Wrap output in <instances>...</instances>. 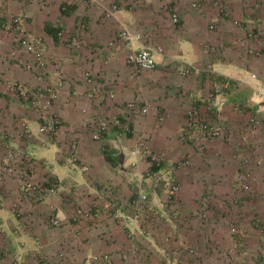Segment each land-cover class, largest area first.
<instances>
[{"label":"crops","instance_id":"0c3cea01","mask_svg":"<svg viewBox=\"0 0 264 264\" xmlns=\"http://www.w3.org/2000/svg\"><path fill=\"white\" fill-rule=\"evenodd\" d=\"M230 1V13L221 14L216 5L218 0H203V8L199 10L192 7V0H0V5L5 3L16 13L28 14L27 28L42 37L45 43L47 63L44 67L39 64L34 66L33 57L29 61L31 56L27 53L18 57L22 61V64L18 63L22 69L16 68L15 73L23 83V87L19 88L59 86L61 94L48 108L55 118L62 121L58 127H51L45 132L41 130L44 121H39L38 116L42 107V112L45 111L44 93L37 104L34 101L20 104L21 99L15 91L2 97V105L11 109L12 115L27 119L30 134L36 141L28 139L25 147L20 143L24 147L23 154L28 153L30 159L31 156L39 158L44 166V175L40 177L13 167L12 173L0 184L5 191L4 199H0V264H141V258H136L130 251H121L118 245H111L114 248L111 261L103 256L104 249L99 253L98 250L103 246L101 238L112 236L119 241L123 239L128 248L131 239L122 230L123 223H127L131 227L129 229L137 228L139 241L141 237H149L140 229L143 220L139 224L140 220L134 217L136 209L132 204L125 205L123 193L136 195L139 188H144L156 199L149 200L142 215L150 210V213L154 211L160 214L158 235L162 230L174 229L179 225L177 221H181L180 213L183 210L179 203H166L171 207L166 209L163 202H156L158 192L149 184L152 178H145L146 184L142 182V170L148 169L150 162L143 161L134 168L124 165L120 151H113V148L119 150L123 143L135 146L142 139L139 134H142L143 125L152 133V140L148 141L150 147L164 155L166 164L177 163L186 157L191 160L189 165L177 169L182 186L180 198L184 201L183 209L185 212L190 209L194 211L189 217L190 224L184 227L183 234L187 233L188 236L185 239L197 243L191 244V247L198 246L200 252L210 251L216 244L215 253L216 247L222 249L218 246L221 242L223 246H231L233 237L228 224L221 223L222 220L215 223L214 219L211 220L210 226H215L216 233L207 237L206 229L200 227L203 221H199L203 211H211L207 209L209 204L201 206L200 202L193 203L194 198L198 197H194L197 193L200 196L212 190L219 192L216 190L221 187H218L217 181L232 185L236 179L239 160L236 151L246 142V138L241 139L239 131L248 119L240 115L239 109L246 99L251 97L257 100L248 107L251 108L249 113L264 115V101L257 96L254 85L245 80L249 72H256L264 79V57L256 56L253 48L250 49L257 34H260L261 40L255 44V48L264 47V0H258V3L257 0ZM112 3L119 4L120 10L115 16L108 17L105 9ZM173 13L180 14L178 25L172 22ZM236 19L243 20V26L237 25L234 22ZM213 22L216 24L214 29L210 27ZM48 23L50 27L65 30L69 35L79 33L81 46L71 49L59 37L56 39L46 29ZM123 23L129 24L134 33L141 34L142 39L137 46L149 44L156 50L161 48L155 53L157 67L154 70L137 73L128 64L127 49L120 39ZM250 30L256 34L251 31L248 38ZM208 43L214 47L211 52H206L205 45ZM27 62L33 65L30 71L23 68ZM187 65L195 68L192 70L194 73L187 76L179 74L178 70ZM210 68L214 70L211 71L214 76L208 74ZM87 70L93 73L94 81L89 82L85 78ZM7 71L11 72L9 69ZM221 82L225 87L220 90L222 102L213 108L215 102L210 99V89ZM2 84L0 81V87ZM101 86L109 92L112 89L115 96H98L94 87ZM134 98L139 104L149 107L148 114L135 110L131 116L134 132L126 137L115 134V131L108 134L103 132L97 137L100 118L124 114L127 107L123 104ZM194 104L199 106L203 119L223 126L226 138L209 139L204 149L183 138L187 112ZM162 115L164 120H160ZM21 128L12 121L0 123L1 160L5 159L6 146H18L16 141L20 140L13 133L16 130L20 133ZM157 128L159 132L155 135ZM249 129L257 135L253 140L257 150L251 151V155L256 153L257 157L264 159V117L259 128ZM53 132L54 138L47 139L48 133ZM35 153L38 156L33 155ZM108 155L118 157V163H112ZM130 179H134V183ZM24 180L31 183L40 180L42 185L54 186L56 192L48 195L44 202L40 201L33 193L29 195L23 189L21 192L20 185L26 182ZM202 180L204 183L207 180L206 188ZM71 184L83 186L88 192V202H92L93 211L98 208L102 210L101 217L93 215L96 219L91 218L90 222H86L76 215L73 204L79 196L76 197V191L72 197L67 195ZM110 185L114 188V197L106 191ZM163 189L164 192L159 190V193L166 200V190ZM16 190L22 194L21 201H13ZM17 204L21 205L22 212H17ZM175 209V213L171 214ZM55 212L63 219L64 225L51 223ZM175 215L177 220L172 219ZM126 217L129 220L121 219ZM145 228L148 229L147 224ZM223 234L228 237H222ZM250 238H247L249 245L252 242ZM156 243L162 245L160 241L152 246L145 242V247L149 249L143 248L144 253L153 255V261L163 252ZM175 249L171 247L170 250ZM179 253L174 251L177 256L175 264L181 261V255L185 257ZM144 257L145 260L149 259L147 255Z\"/></svg>","mask_w":264,"mask_h":264},{"label":"rangeland","instance_id":"374dc122","mask_svg":"<svg viewBox=\"0 0 264 264\" xmlns=\"http://www.w3.org/2000/svg\"><path fill=\"white\" fill-rule=\"evenodd\" d=\"M218 1L219 2H218V4L216 3V5H217L218 10L221 12V14L222 13L226 14L227 12L230 13L231 10L229 8H231L232 2L230 0H228V1L218 0ZM233 1L237 2V0H233ZM244 1L245 0H243V2ZM246 1H248V0H246ZM258 2L259 1L257 0V3ZM202 8H203V6H202ZM244 8L245 7L243 6L242 10H244ZM19 13H22V12L16 13L15 11L9 9L8 5L5 3H4V5L2 3L0 5V19H3L0 22V81L3 83L0 87V123H7V122H11V121L16 122L19 124L20 127H22L21 132L23 133V134H21V132L19 133L18 130H16L13 133L14 137L15 138L17 137L20 140V142L16 141V144L18 146H16V147H14L12 145L6 146L5 158L8 157L10 152L16 153L17 156L15 158H13L15 160L11 162V165L9 166V168H11V170L9 172H7L8 174L6 175L4 181L6 180L7 176H9V173L10 172L12 173L13 167L16 170L18 169V171L20 169H22V170L28 172L29 174H31L33 172L32 174H37L40 176L41 174L44 175V170H43L44 166L42 165V161L39 160V158L31 156V159H30V156L29 155L27 156L28 153L23 154L24 147L27 144L28 139H33L34 141H36V140L34 139V136L32 137L30 134L31 132L29 131V126H27V125H29L27 119H23L22 116H18L16 114L12 115L11 109H7L6 107H4V105H2L1 101L4 99V98L2 99V97L9 95L8 94L9 92L11 93L12 91H15L18 93V97L22 101V102L21 101L19 102L20 104H25V102L29 103L30 101H34L37 104L42 99L41 94L44 93L45 94L44 97L46 99L45 111L42 112L44 110V109H42L43 108L42 107L41 108L42 111H40V114L38 116V120L44 121L43 123H45V118H47V120L49 122L50 121H60V123L62 122L60 118H59L60 120L55 118L50 113L49 108H48L54 102V100L59 97V94H61L59 86L47 85V86H38L36 88H31V89L26 88V90L23 89L24 92H22L23 90L21 88H19V86L23 87V83L16 76V73H15L16 70L15 69L16 68L22 69V66H20L18 64V63L22 64V61L20 59H18V57L21 54L27 53L28 56L30 55L31 57H29V61H32V57H33V59L35 61L34 66H38V64H39L40 67H44L47 63L46 54H45V62L42 65L36 61V59L32 53H28L23 48L17 47L18 49H16V43L17 42H16L15 38L18 37V32H16L13 29L9 32L5 30L4 24L6 21H8L10 15L11 14H19ZM242 21L240 19L234 20V22L239 26H243L244 21L243 22ZM212 24H214V27H216V24L214 22ZM212 29H214V28H212ZM251 31L254 32L253 30H250L249 34H247L248 38H250V33H252ZM254 34H256V32H254ZM259 40H261L260 34H257V36L255 37V42H252L250 44V49L251 48L254 49L255 44ZM65 43H68V45L70 46L71 49L74 48L72 45L69 44V42H65ZM206 45H205V47H206ZM208 45H209V43H208ZM255 54H256V56H263L264 57V55H262L260 53L255 52ZM28 56H26V57H28ZM187 67H189V66L187 65L186 67H184L181 70L179 69L178 73L181 75L182 74L186 75V76L194 73V71H191L189 73H184V70H186ZM23 68L30 71L31 68H33V65L27 62L26 64H24ZM7 69L11 70V72L7 71ZM210 69H209V71H207L208 74L210 76H214V74H213L214 72H211ZM192 70H195V68L192 67ZM48 88H51V89H53V91H55V93H56L55 97H53L51 94L48 93V91H47ZM223 88H225V87L222 86V82H221L219 84H216L213 88H211V89L209 88V89L212 93V91H215V89L221 90ZM217 93H219V91ZM46 95H48V96H46ZM252 95H253V93H252ZM210 97H211V94H210ZM131 101L138 104V106L131 109L128 105V103H130V100H128V102L127 101H125V103L123 102L124 103L123 105L125 107H129V108L125 109L124 114H115L113 116H109V118H107V119L106 118L105 119L100 118V120H99L100 124L103 123V121H104L108 125V128L106 129L107 131L105 132L106 134L112 133L113 131H115V134H117L119 136H125L126 137V136H130V133L132 131L134 132V129L132 126V119H131L132 117L131 116L134 114L135 110L140 111L142 104H139L135 100V98ZM256 101H257L256 99L253 100L254 103H256ZM253 102H252V104H253ZM248 107L249 106L246 104V105H242V108L239 109L240 115L242 114L241 116L246 117L248 119L243 123V129H241L239 131V133L241 135V139L244 140L246 138V142L243 143L236 151L239 154V160L236 158L237 159V168H236V172H235L236 173L235 174L236 179L234 178L232 185L228 184V183H226L228 185L221 184L220 181H217L216 184L218 185V187H221L219 189L216 188L217 189L216 191L219 190V192L214 193L213 190L211 189L212 190L211 192H207L206 194L205 193L200 194V196L197 193L194 195V197L195 196H198V197H195L194 201H193L194 204L196 202L197 203L200 202L201 206H204L205 203L209 204V207L207 209H209L211 211L210 212L203 211L204 213L201 216L202 219L199 221V223L201 221H203V224H201L200 227L203 229L204 228L206 229V235H208L207 237H212L216 233L215 226H210L211 220L214 219L215 220L214 223L220 222L222 220L221 223L228 224V226L231 228L230 232H231V235L233 237V240L231 242V246L229 244H226V246H223L222 242H221V244L219 243L218 246L222 247V249H219L218 247H216L217 252H215V253H214V248H215L216 244L213 245L212 247H211V245H208L209 248L211 247L210 251H201V252L199 250V247L197 246V248L195 247V252H193L192 254H189V250H187V249H189L191 247V244H197V243H193L188 238L185 239V237H188V236H187V233H185V234H183V233H184V227H186L190 224V221H189L190 218L189 217L192 213H194V211H192L190 209L187 212H185V209H183L184 201L182 200V198H180L181 197L180 194L175 195L171 199L165 197V199L167 201L163 200L162 198H164V197H162V194L159 193V190H161V192H164V189H163L164 185L162 184L160 186L159 184L154 183V184H151V186H152L151 188L153 190L156 189L155 191L158 192V197H157L156 202H158V201L163 202L165 207H167L166 209L171 208L170 206H168L166 204V202L168 204H172V202H174V203L178 202L180 207L184 211V212L182 211V213H180L181 221L180 222H179V220L177 221V223H179V225L177 224L174 229L162 230L161 233H159V235H158L157 234V228H159V226H160L158 217L160 216V214L158 212H156L157 213V215H156V213H154V211L152 213H150L151 212V210H150V212L147 211L144 215H142L145 207L147 208V204H149V202L147 204H144L143 206L139 207L138 209H136L133 206L136 209L135 216H134L135 219L140 220L139 224H141V220H143V223L140 225V229H143V234L146 236H149V237H141V239L139 241V238L137 237L138 236L137 235V233H138L137 228L135 229V227H132L133 229H135V233L133 234V237H132L130 235L132 230L129 229L131 227L128 226L127 223H123L122 224V230H124V232L126 234L128 233L127 238L131 239V242H130V245L128 246V248L126 246V242L123 241V239H121V241H119L117 238H115L113 236L112 237H102L101 243L103 246L100 247V249L98 250V253L102 252L104 249L105 253H109V255H112V253H113L112 249H114V248H112L111 245L113 247H117V245H118V247H119L118 249H120L121 251H124V252L130 251L131 253H134V256L136 258L142 259L140 262L141 264L142 263L147 264V263L153 261V259L151 258V257H153V255H150V253H144L143 252V248L147 249V250L149 249V248H147V246L145 247V242L148 244V246H152L154 242L160 241L162 245H159V243H156V245L163 250L162 254L163 255L165 254V257L162 254H160V257H158L156 261H153L152 264H157V262L159 264H175L176 263L175 258L177 256H174V258L171 257L169 259L168 256L166 255V253L171 249V247L173 249L176 247V249L170 250V251H176L177 253L181 252L185 255V257L182 255L180 256L181 261H178V264H264V159H263V157H259V156L257 157L256 153H252V155H251V151L257 150V147H255L253 145V142H254L253 140L256 139L257 135L254 134L249 129L250 128L249 117L252 115V113H249V109H251V108H248ZM260 117H261V122H260L261 123L260 126H261L263 124L264 115L262 114ZM116 120H118L119 122L118 123L115 122ZM126 126H129V128H130L127 132H125ZM144 129L145 128L143 125V130L141 132L142 134H139V135L142 136L143 139H146V141L148 143V141L152 140V136H151L152 133L150 131H148L147 128L145 130ZM158 132H159L158 128H157V130L155 129V135H157ZM143 134H146V135H143ZM50 135H51V137H50ZM54 135H55L54 132L48 133L47 139H53ZM41 136H40V138H41ZM219 137L226 138L225 132L223 133V135H221ZM20 143L22 145H24V147ZM118 143L120 144L121 142L118 141ZM148 145H149V143H148ZM108 148H109V146H108ZM114 150L116 152L120 151V153H121L120 155L122 157L123 153L121 152L120 149L117 150L116 148H113V151ZM107 152H110V150L107 149ZM33 155L38 156V154H36V153ZM245 155H247V157L249 159L248 162L244 161ZM3 160L0 159V161H3ZM20 167H22V168H20ZM134 168H137V167L134 166ZM148 169H150V164L148 166ZM148 169L142 170V172L145 173ZM243 171H245L247 173V174H245L246 175L245 176V182L249 185V189L248 188L246 189L243 186L245 182H244V179L240 177L241 175H244V174H242ZM240 180L243 181V184L241 182H239ZM24 181H27V183H29L28 180H24ZM37 181H38V183H41L40 180H37ZM130 181L132 183H134L135 180L130 179ZM202 182L204 184V188H206L207 180L205 183L203 180H202ZM236 182L238 183V186H237ZM78 185L79 184H71L69 186L71 188L67 190V192H69L67 194L69 197H72V195L75 191L78 192V194H76V197L79 196V199L77 198L76 202H74V204H73V206L76 210V215L78 213V209H83V211H90V212L92 211V208H91L92 202H88V199H90L88 192H86V190L84 188H82L83 187L82 185H80V186H78ZM23 187H24V183L20 185L21 192H22V189L24 190ZM159 187H161V189H159ZM0 190L2 191L1 193H3L2 199H4L5 191H3L4 189L2 188V186L0 187ZM106 191H108V190H106ZM133 191H134V189H133ZM124 194L125 193H123V197L126 198L125 205L129 204L131 206L132 202L130 201V198H132V196L135 193L131 194V192H130L128 195H124ZM13 195H14L13 201H16V202L21 201L22 194L18 193V190H16V193H13ZM111 195L114 197V193ZM149 196H150V194H149ZM153 196H155V195H153ZM84 197H86V198H84ZM150 198H149L150 201L156 200L152 196H150ZM72 200H74V199L72 198ZM199 200H201V201H199ZM203 200H204V202H203ZM121 202H123V201L121 200ZM211 202H213V203L211 204ZM17 206H18L17 212H20L22 210L21 205L17 204ZM175 211H176V209L173 210L171 212V214H174ZM55 214H56V212H55ZM112 214H114V213H112ZM20 215H22V214L20 213ZM78 217L85 219L86 222H90L91 218L94 220L96 219L93 217V215H92V217L91 216H89V217L78 216ZM176 217L177 216L175 215L174 217H172V219L177 220ZM121 219L129 220L127 217L121 218ZM203 219H205V220H203ZM207 219L209 221H206ZM117 220H118V217L115 218V221H117ZM93 223H94V221H93ZM146 224L148 225V229L145 228ZM144 228H145V230H144ZM79 229H80V227H79ZM222 232H224V231H222ZM171 237H177V238L173 239ZM222 237H228V235L223 234ZM248 237H251L250 238L252 241L251 245H249L250 242H247ZM152 239H153V241H152ZM198 242H200V241H198ZM131 243H132V245H131ZM134 246H135V249H134ZM136 247H137V250H136ZM129 248H130V250H129ZM218 249H219V251H218ZM146 255L149 257V259H147V260L144 259L145 258L144 256H146Z\"/></svg>","mask_w":264,"mask_h":264},{"label":"built area","instance_id":"2783aa9c","mask_svg":"<svg viewBox=\"0 0 264 264\" xmlns=\"http://www.w3.org/2000/svg\"><path fill=\"white\" fill-rule=\"evenodd\" d=\"M92 2V0H90ZM191 5L194 9H201L203 6V0H192ZM106 14L108 17H113L116 15L117 11L120 10V6L117 3H112L111 5L106 7ZM27 21H28V14L26 13H19V14H11L8 21L5 22L4 28L6 31H11L12 29L18 32V37L15 38L16 40V49L23 48L28 53H32L36 59L37 62L40 64H44L45 62V43L44 39L40 36H37L33 34L29 29L27 28ZM172 22L177 25L180 23V15L178 13L172 14ZM211 28H214V24L210 26ZM58 36L62 42H69L70 45H72L74 48H78L81 46V37L80 34H73L69 35L66 33L65 30H60L58 32ZM120 39L121 42L124 44L125 48L127 49V62L128 64L133 68L135 72H142L144 70H154L157 66V61L155 58V53L157 51H161V48H158L157 50L153 48L149 44H142L138 45L137 43H140L142 36L140 33H134L130 26L127 23H123L120 31ZM18 47V48H17ZM214 50V47L210 45H206V52H211ZM253 52L260 53L264 55V47L256 49H253ZM211 71H214L212 68ZM192 71V67H187L186 70H184V73H189ZM86 79L88 81H93L92 74L90 71H87L85 74ZM245 80H247L249 83H252L256 89L257 95L264 99V79H261L259 75L256 72H249L245 76ZM48 93L51 94L53 97L56 96L55 91L53 89L48 88ZM94 91H96V94L102 98H105V95H111L114 96V93L110 91V93L107 91L106 88L102 87H94ZM109 93V94H108ZM212 96L214 97L215 105L213 104V108L216 105L220 104L219 98L216 93H212ZM247 104H250L251 100L247 99ZM129 107L131 109L138 106L135 102L131 101L128 103ZM220 106V105H219ZM128 107V108H129ZM139 110V109H138ZM140 111L144 114L149 113V107L144 106L140 108ZM131 112V111H130ZM160 120H164V115L161 116ZM58 121H48L47 118H45V124L42 127V131H48L51 127H53ZM115 122H119L116 120ZM260 126V118L256 115L251 116L250 118V128L255 130ZM108 128V125L106 122H103L99 125V133L102 134L106 129ZM129 126L125 127V132L129 130ZM101 132V133H100ZM224 129L218 122H210L202 118V115L199 110V106L197 104L192 105V107L187 112V121L183 127V138H188L190 140H193V142L200 148L204 149L207 143V140L212 138H217L221 135H223ZM121 151L123 152L126 163L130 166L138 167L141 165V163L145 160H148L151 165L158 166V169L151 168L146 173L141 174L142 182H145V178H152L153 181H151V184H159L160 186L163 184V188L166 189V197L171 199L175 195H178L181 190V184L177 176V169L179 167L187 166L191 163V160L187 157L184 158L181 161H178L177 163L172 164H165V157L162 153L155 152L147 143L146 139H139L136 146L134 147H128L126 144L121 145ZM17 156L16 153L10 152L8 157H6L3 161H0V184L4 182V179L6 175L11 170L9 166L11 165V162L14 161ZM244 161L248 162L249 159L247 155L244 157ZM240 177L244 179L245 182V174H247L245 171L242 172ZM139 176V175H138ZM140 178V177H139ZM243 184V181H239ZM244 188L249 189V185L245 182ZM24 191L31 195H37V198L40 199V201H45L48 197V195H52L56 192V188L54 186H45L40 183H27L24 182ZM106 190H108L109 194L114 193L113 187H108ZM0 190V199L3 197V193ZM36 197V196H35ZM132 205L138 209L139 207L143 206L144 204H147L149 202V194L148 192L141 188L139 189L137 195L133 197L132 199ZM102 213V210L100 208L96 209L94 213L90 211H83V209H78V216H92L95 215L97 217H100ZM51 223L56 226H62L64 224L63 219L59 215H54L50 219ZM130 235L133 237V234L135 233V229H131ZM135 249V246H134ZM137 250V247H136ZM189 254H192L195 252L194 247H190ZM168 258L171 257L174 258V251H168L166 253ZM106 259L111 261V257L109 253H105L103 255Z\"/></svg>","mask_w":264,"mask_h":264},{"label":"clouds","instance_id":"9594fccd","mask_svg":"<svg viewBox=\"0 0 264 264\" xmlns=\"http://www.w3.org/2000/svg\"><path fill=\"white\" fill-rule=\"evenodd\" d=\"M180 15V14H179ZM180 21H181V18H180ZM129 25V24H128ZM178 25V24H177ZM60 39V38H59ZM127 60V59H126ZM157 67V66H156ZM190 67H192V66H190ZM87 71H90V70H87ZM86 71V72H87ZM86 72H85V74H86ZM91 72V71H90ZM91 74H92V78H93V81L95 80V77H94V75H93V73L91 72ZM258 74V73H257ZM260 77V76H259ZM86 78V77H85ZM88 80V79H87ZM89 82H92V81H89ZM223 85L225 86V82L223 83ZM102 87V86H101ZM102 88H106V87H102ZM107 91H108V89H107ZM110 91L112 92V93H114V91L112 90V89H110ZM219 91V93H217ZM109 92V91H108ZM216 93L217 94V96H218V98H219V101H220V103L222 102L221 100V91L219 90V89H215V91H212V93ZM110 93V92H109ZM212 93H211V97H210V99H213L214 100V97L212 96ZM256 94H257V92H256ZM114 96H115V93H114ZM258 96V95H257ZM113 97V96H112ZM259 97V96H258ZM260 98V97H259ZM247 99H250L251 100V102H250V104H247ZM246 99V101H245V103H244V105H248L249 107L250 106H252L253 104H252V102H253V98H251V97H248ZM261 99V98H260ZM261 100H263L264 101V99H261ZM131 102V101H130ZM214 102V101H213ZM220 105V104H219ZM143 106V105H142ZM142 106H141V108H142ZM144 107V106H143ZM218 107V106H217ZM128 108V107H127ZM219 108V107H218ZM144 114V113H143ZM253 115H256V116H258L259 118H260V122H261V117L258 115V114H255V113H252V115L251 116H253ZM251 116L249 117V119L251 118ZM43 124H45V123H43ZM60 124V121H58L54 126H53V128H55V127H58V125ZM261 124V123H260ZM104 132H106V131H104ZM187 140H189V141H192L193 142V140H190V139H188L187 138ZM194 143V142H193ZM123 144H125V143H123ZM122 145V144H121ZM121 145L119 146V148H120V150H121ZM126 146H128V145H126ZM136 146V145H135ZM128 147H130V146H128ZM134 147V146H133ZM122 152V151H121ZM156 152V151H155ZM123 153V152H122ZM158 153H160V152H158ZM122 158H123V163H124V165H128L127 163H126V159H125V156H124V154H122ZM187 158V157H186ZM146 161V160H145ZM142 164V163H141ZM165 164H166V162H165ZM167 165V164H166ZM128 166H130V165H128ZM131 167H134V166H131ZM155 167V165H151L150 164V169L151 168H154ZM158 167V166H157ZM155 169V168H154ZM149 170V169H148ZM147 170V171H148ZM146 173V172H145ZM144 174V173H143ZM144 184H146L147 182H143ZM149 184H151V183H149ZM181 184V183H180ZM108 187H112L111 185L110 186H107L106 187V189L108 188ZM139 189H141V188H139ZM144 189V188H143ZM181 189H182V186H181ZM166 190V189H165ZM139 191V190H138ZM181 191V190H180ZM138 193V192H137ZM149 194V193H148ZM180 194V193H179ZM137 195V194H136ZM136 195H134V196H132V198H131V201H132V199H133V197H135ZM149 198H150V196H149ZM167 201V200H166ZM167 203V202H166ZM96 211V210H95ZM95 211H93V209H92V213H94ZM56 215H58V214H56Z\"/></svg>","mask_w":264,"mask_h":264},{"label":"trees","instance_id":"16d2710c","mask_svg":"<svg viewBox=\"0 0 264 264\" xmlns=\"http://www.w3.org/2000/svg\"><path fill=\"white\" fill-rule=\"evenodd\" d=\"M46 29L48 30V31H50L54 36H55V38L57 39L59 36H58V32L60 31V30H58V29H56V28H53V27H50L49 26V23L46 25ZM108 158H109V160L112 162V163H114V164H116V163H118V157H113V156H111V155H108ZM155 169H158V167L157 166H155L154 167Z\"/></svg>","mask_w":264,"mask_h":264}]
</instances>
